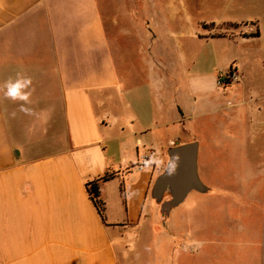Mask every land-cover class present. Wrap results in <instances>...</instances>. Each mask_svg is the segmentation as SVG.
<instances>
[{
    "label": "crops",
    "instance_id": "0c3cea01",
    "mask_svg": "<svg viewBox=\"0 0 264 264\" xmlns=\"http://www.w3.org/2000/svg\"><path fill=\"white\" fill-rule=\"evenodd\" d=\"M182 1L169 13L186 19L140 23L100 0H0V85L17 74L33 81L28 111L0 93V264H130L116 245L129 252L124 236L154 210L167 149L209 115L219 130L233 117L235 172L252 173L218 189L219 226L232 216L248 264H264V81L251 78L264 76V0ZM195 42L207 46L210 87L184 68L193 58L180 48ZM231 68L239 80L219 89ZM106 174L103 222L85 184ZM183 202L153 225L180 238L182 258L154 264H194L187 255L206 248L189 250Z\"/></svg>",
    "mask_w": 264,
    "mask_h": 264
},
{
    "label": "rangeland",
    "instance_id": "374dc122",
    "mask_svg": "<svg viewBox=\"0 0 264 264\" xmlns=\"http://www.w3.org/2000/svg\"><path fill=\"white\" fill-rule=\"evenodd\" d=\"M100 1L104 11H107L108 5L110 11L117 16L121 15V10L123 9L120 8L123 6L124 10L131 12L126 18L129 21H138L140 23L149 21L154 23L156 19L160 21L171 18L176 20L186 19V13L183 11L178 13V15L174 12L172 16L169 13V10L183 3L182 0H108L109 4L106 3V0ZM180 7L178 8L181 9ZM206 47L196 42L182 45L180 48L181 53L190 55L191 59L193 58L192 61L190 59L187 60V66L184 68L189 67L193 70L196 67L204 72V68H206L205 56L208 55ZM201 78L206 87H210L212 80L214 81V78L205 72ZM251 78L255 83H263L264 81V76H251ZM217 86L219 89L226 88ZM232 96L233 94L231 97H227L230 103L233 102ZM207 118L195 119L192 123L190 134L181 133L178 136L180 142H199L198 173L203 183L208 187L205 195H200L196 192L190 193L177 210L178 213L181 211L187 214V226L190 233V238L187 241L189 250L198 251L202 243L204 245L206 243V248L205 250L203 249L202 253H194L192 256L187 255L186 260L192 261L194 264H248V251L246 250L248 245L244 243V238L247 235H241L243 241L241 240L242 245L239 248V246H236V244L240 243L239 236H233L229 232L233 230L228 229L229 224L232 225L233 217H227L225 231H223V227L219 226L218 189L220 187H229L233 190L234 183L248 179L252 173L248 170L242 171V173L235 172L233 117L231 116L230 121L226 120L223 130L218 128L217 115H209ZM203 153L205 154L204 156ZM168 199L169 197L165 196L163 201ZM226 200L228 202V198ZM230 203L234 207V201H230ZM247 207L245 206L243 209ZM243 209L239 210L241 211L240 215L245 216V210ZM145 214L146 222H143L144 226L137 231H128L124 236L123 243L128 246L129 252L122 245H116L119 260L129 261L130 264H154L155 262H169L182 258L176 257L173 252L175 244L181 241L180 238L176 237V240L169 236V231L153 230L154 223H156V226L163 224L168 215L161 210V203L154 201V210L151 211V214H148V212ZM150 215L151 220L147 222L150 219ZM154 232H156V235ZM159 232L165 234L160 237L157 235ZM236 247L242 249V251L238 250L242 253V255L240 254L241 256L238 252H235Z\"/></svg>",
    "mask_w": 264,
    "mask_h": 264
},
{
    "label": "water",
    "instance_id": "95a60500",
    "mask_svg": "<svg viewBox=\"0 0 264 264\" xmlns=\"http://www.w3.org/2000/svg\"><path fill=\"white\" fill-rule=\"evenodd\" d=\"M198 152L197 141L173 145L167 149L168 161L174 158L178 160L176 171L169 175L165 167L151 187V197L161 203V210L165 214L180 205L189 193H204L208 190L198 173ZM166 195L169 199L163 201Z\"/></svg>",
    "mask_w": 264,
    "mask_h": 264
},
{
    "label": "clouds",
    "instance_id": "9594fccd",
    "mask_svg": "<svg viewBox=\"0 0 264 264\" xmlns=\"http://www.w3.org/2000/svg\"><path fill=\"white\" fill-rule=\"evenodd\" d=\"M32 78L30 76L17 74L14 78H9L6 82L0 85V93L3 98L12 101L13 103H19L21 111H28L24 105L30 103L32 94ZM178 166V160L172 159L166 163V171L169 175L175 173Z\"/></svg>",
    "mask_w": 264,
    "mask_h": 264
},
{
    "label": "trees",
    "instance_id": "16d2710c",
    "mask_svg": "<svg viewBox=\"0 0 264 264\" xmlns=\"http://www.w3.org/2000/svg\"><path fill=\"white\" fill-rule=\"evenodd\" d=\"M110 178H112V175L106 174V175L99 177L97 179L88 181L85 184L88 195H89L93 205L97 209V212H98V214L101 217L103 222H105V203L103 202V200L100 197L99 183L107 181ZM166 196H168V195H166Z\"/></svg>",
    "mask_w": 264,
    "mask_h": 264
},
{
    "label": "built area",
    "instance_id": "2783aa9c",
    "mask_svg": "<svg viewBox=\"0 0 264 264\" xmlns=\"http://www.w3.org/2000/svg\"><path fill=\"white\" fill-rule=\"evenodd\" d=\"M239 80V74L233 68L229 69L225 74L219 76L217 79V85L219 86H228Z\"/></svg>",
    "mask_w": 264,
    "mask_h": 264
}]
</instances>
